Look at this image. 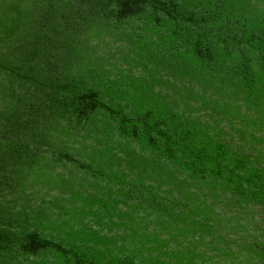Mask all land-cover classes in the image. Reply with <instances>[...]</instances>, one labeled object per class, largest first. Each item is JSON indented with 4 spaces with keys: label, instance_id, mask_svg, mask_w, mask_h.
Listing matches in <instances>:
<instances>
[{
    "label": "trees",
    "instance_id": "trees-1",
    "mask_svg": "<svg viewBox=\"0 0 264 264\" xmlns=\"http://www.w3.org/2000/svg\"><path fill=\"white\" fill-rule=\"evenodd\" d=\"M0 264H264V0H0Z\"/></svg>",
    "mask_w": 264,
    "mask_h": 264
}]
</instances>
